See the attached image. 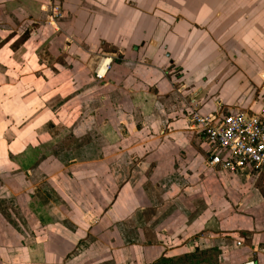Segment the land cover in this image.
I'll return each instance as SVG.
<instances>
[{"label": "crops", "instance_id": "obj_1", "mask_svg": "<svg viewBox=\"0 0 264 264\" xmlns=\"http://www.w3.org/2000/svg\"><path fill=\"white\" fill-rule=\"evenodd\" d=\"M239 112L264 0H0V264H264L261 178L191 119Z\"/></svg>", "mask_w": 264, "mask_h": 264}, {"label": "built area", "instance_id": "obj_2", "mask_svg": "<svg viewBox=\"0 0 264 264\" xmlns=\"http://www.w3.org/2000/svg\"><path fill=\"white\" fill-rule=\"evenodd\" d=\"M191 119L193 128L212 146L210 168L231 174L252 170L264 187V123L259 115L192 113Z\"/></svg>", "mask_w": 264, "mask_h": 264}, {"label": "rangeland", "instance_id": "obj_3", "mask_svg": "<svg viewBox=\"0 0 264 264\" xmlns=\"http://www.w3.org/2000/svg\"><path fill=\"white\" fill-rule=\"evenodd\" d=\"M50 17L54 18V19H60L61 18V13L59 12V10L57 8L53 9L52 12L50 13Z\"/></svg>", "mask_w": 264, "mask_h": 264}, {"label": "bare ground", "instance_id": "obj_4", "mask_svg": "<svg viewBox=\"0 0 264 264\" xmlns=\"http://www.w3.org/2000/svg\"><path fill=\"white\" fill-rule=\"evenodd\" d=\"M104 65L99 69V71H100V74L102 75L103 74V72H104Z\"/></svg>", "mask_w": 264, "mask_h": 264}, {"label": "trees", "instance_id": "obj_5", "mask_svg": "<svg viewBox=\"0 0 264 264\" xmlns=\"http://www.w3.org/2000/svg\"><path fill=\"white\" fill-rule=\"evenodd\" d=\"M26 38H27V35H25V36L21 37V42H22V41H25V40H26Z\"/></svg>", "mask_w": 264, "mask_h": 264}]
</instances>
